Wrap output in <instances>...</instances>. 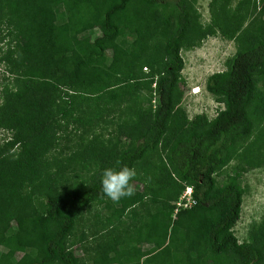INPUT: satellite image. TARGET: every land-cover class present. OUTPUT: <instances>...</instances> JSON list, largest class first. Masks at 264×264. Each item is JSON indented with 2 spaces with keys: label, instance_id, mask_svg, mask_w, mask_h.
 Listing matches in <instances>:
<instances>
[{
  "label": "trees",
  "instance_id": "16d2710c",
  "mask_svg": "<svg viewBox=\"0 0 264 264\" xmlns=\"http://www.w3.org/2000/svg\"><path fill=\"white\" fill-rule=\"evenodd\" d=\"M192 1L0 0L8 75L0 129L13 132L0 149V264H264V225L251 243L233 231L245 168L222 186L215 178L238 158L264 166V20L226 70L206 79L223 108L211 120H189L178 83L180 50L194 33ZM218 2L210 10L225 16L228 0L215 10ZM169 7L175 15L162 25ZM156 35L164 39L160 67L144 75ZM115 124L106 140L94 131ZM141 162L160 169L155 180L136 177L142 189L118 203L103 196L106 168ZM74 164L89 175L65 178ZM186 186L195 204L178 209ZM91 209L94 245L81 258L73 238Z\"/></svg>",
  "mask_w": 264,
  "mask_h": 264
},
{
  "label": "rangeland",
  "instance_id": "374dc122",
  "mask_svg": "<svg viewBox=\"0 0 264 264\" xmlns=\"http://www.w3.org/2000/svg\"><path fill=\"white\" fill-rule=\"evenodd\" d=\"M216 1L220 2V0ZM211 2L212 0L192 1L191 13L193 15L194 33L189 35L186 43L180 50V56L183 60V69L178 83V90L182 94L180 110L189 120H194L195 117L200 115H204L208 120H211L223 108V105L205 90L206 79L214 73L226 70L227 61L233 57L239 47L247 43V34L254 35L261 20H264L263 16H261L264 10L263 0H228V11L225 16L222 13L214 16L210 10ZM219 2L215 5V10L222 7ZM175 12L173 7L164 10L160 14L162 25L170 22ZM239 20H241V23ZM238 25L240 26L238 27ZM203 34L205 35L203 36ZM157 37L158 35L154 38V47L152 48V52L155 53L152 56L150 55L148 60L144 61V65L146 66V68L142 69L144 75H149L151 72V64L152 70L159 69L160 67L162 59L161 46L164 44V39ZM79 60V57L75 55L74 62L77 63ZM7 77L8 75L4 71V68L0 66V103L2 102L1 92ZM195 88H199V92L193 94V89ZM257 88L261 96L262 94L264 95V81L259 83ZM144 98H147V94H141V98L137 102L147 109L148 104L145 103ZM153 101H155V97L152 100V104ZM134 105H136L135 102L132 106ZM116 127L115 124L113 127L107 126L102 130L95 128L94 131H103L104 137L102 138L106 140L107 135L113 133ZM86 135L89 136L90 133ZM12 138L13 132L0 129V149L11 141ZM251 139L244 144L251 142ZM160 155L163 157V153L158 152L157 156ZM239 166L245 168L241 178L244 195L240 219L233 228V231L239 243H251L255 231L264 225V166L259 168L249 167L243 158H238L232 160L225 168L219 171L215 175V178L217 184L222 186L226 183L227 177L232 175V170ZM151 168L149 163L141 162L136 170L137 177L142 178L145 176L148 182L155 180L159 175L160 169L157 168L153 171ZM87 172L80 165L74 164L73 168L71 166L66 171L65 178H69L71 182H77L84 177L86 178L89 175ZM134 183L136 190L142 189L143 182L138 181ZM94 213L95 209H91L90 212L81 218V223L77 227L75 237L73 238L76 243V255L81 258H85L94 245V239L89 233V229L92 227L94 221ZM106 213V210H102V214ZM82 231L90 235L88 239H84L83 241L80 239ZM223 264H234V262L229 259Z\"/></svg>",
  "mask_w": 264,
  "mask_h": 264
},
{
  "label": "clouds",
  "instance_id": "9594fccd",
  "mask_svg": "<svg viewBox=\"0 0 264 264\" xmlns=\"http://www.w3.org/2000/svg\"><path fill=\"white\" fill-rule=\"evenodd\" d=\"M198 92L199 88L193 94ZM117 164H119V161H117ZM136 177L137 171L135 168L128 166H123L119 169L106 168L101 178L103 196L114 203H118L124 198L133 197L136 194V186L134 183Z\"/></svg>",
  "mask_w": 264,
  "mask_h": 264
},
{
  "label": "built area",
  "instance_id": "2783aa9c",
  "mask_svg": "<svg viewBox=\"0 0 264 264\" xmlns=\"http://www.w3.org/2000/svg\"><path fill=\"white\" fill-rule=\"evenodd\" d=\"M153 87H155V84H153ZM197 89H193V92ZM195 204V201L192 199V188L186 187L182 196L179 198L178 202L176 203V207L179 208H187L191 207ZM177 212V210H175Z\"/></svg>",
  "mask_w": 264,
  "mask_h": 264
}]
</instances>
